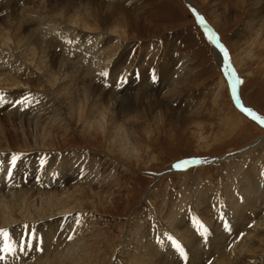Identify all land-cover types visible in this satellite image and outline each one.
<instances>
[{"label": "bare ground", "instance_id": "1", "mask_svg": "<svg viewBox=\"0 0 264 264\" xmlns=\"http://www.w3.org/2000/svg\"><path fill=\"white\" fill-rule=\"evenodd\" d=\"M93 1L0 0V109L11 107L6 116L0 115V157L5 159L0 162V256L12 257L5 259L8 264H264V168L255 172L248 169L238 177L235 186L225 191L222 203L212 207L211 199L215 198L212 186L200 185L195 190L192 205L186 206V193L180 205H173L166 216H163L164 205L160 212L165 218L159 219L160 225L150 231L145 229L143 218L135 215L134 221L132 218L127 222L125 232L120 227V232L117 229L100 233L91 212L86 211L88 206L83 198L92 185L86 184L85 190L68 186L60 192L59 187L67 181L65 174L56 176L49 163L39 167L37 161L43 158L46 161L49 147L54 146V136L47 132L44 124L49 116L56 119L53 125L57 131L68 130L63 123L65 120L71 126L73 122L82 121L84 130L100 129L109 135L110 141H118L119 152L125 158L140 156V138L133 130L135 121L123 118L121 113L125 105L122 101L130 103V96L122 99L119 95L123 89L134 91L139 87L134 95L136 103L125 108L136 112L134 117L139 118L143 112V107L139 106H144L145 110L149 99L145 98L146 92L140 91L148 88L139 86L140 82L132 84L133 75L127 72L128 67H121L127 50L124 47L116 50L119 43L109 37L111 34L127 37L128 30L121 27L120 20L106 30L102 28L98 23L101 16L94 14L89 5ZM262 1H252L250 23L246 22L243 27L251 34L256 28L253 34L257 37L261 32L254 21ZM207 28L212 32L209 26ZM215 43L222 68L229 77L231 73L238 75V68L224 48V42ZM254 44L255 39L248 42L240 53V61L252 59ZM224 64L227 66L223 67ZM80 67L85 70L82 72ZM165 76L162 75V79ZM37 79L45 82L40 90L34 86ZM164 82L157 84L164 86ZM159 88L156 85L150 91H159ZM151 95L154 97L155 93ZM155 97L152 107L160 108L161 100L158 95ZM36 104V111L28 116V110ZM76 105L85 113L84 118L73 117ZM40 113L41 122L37 128L33 119ZM154 117L156 122H161V110H155ZM43 126L45 129L41 130ZM34 149L38 152L27 153ZM54 154L59 159L64 155L63 152ZM65 164L70 170L67 177L73 182L75 178L71 172L78 174L79 171L71 161L62 165ZM237 170L235 174L239 173ZM37 186L41 191L35 197L33 189ZM97 196L105 200L102 193ZM91 203L93 209L98 210L95 200ZM191 206L195 215L187 213ZM25 227L28 231L22 232ZM36 229L44 234L42 242H38L39 248L31 241ZM51 234L52 237L47 238ZM45 243L48 245L43 249ZM176 243L181 245L183 252Z\"/></svg>", "mask_w": 264, "mask_h": 264}, {"label": "rangeland", "instance_id": "2", "mask_svg": "<svg viewBox=\"0 0 264 264\" xmlns=\"http://www.w3.org/2000/svg\"><path fill=\"white\" fill-rule=\"evenodd\" d=\"M252 1L94 0L89 4L92 12L101 16L102 19L98 23L102 28L106 30L107 26L120 20L121 27L128 30L127 37L118 34H111L109 37L113 42L119 43L116 50L122 47L127 50L121 67L124 69L128 67L127 72L133 75L132 84L140 82L142 85L139 86H146L149 89L140 91L146 92L145 98L149 99L146 101L145 110L144 106L137 104L143 107L139 118L134 117L137 115L136 112L126 111L131 108L128 104H134V101L136 103L134 95L139 87L135 86L134 91L123 89L119 95L122 99L130 96V103L122 101V105H125L121 113L124 115L123 118L135 121L133 130L140 138V156L125 158L119 152L118 141H110L109 135H105L100 129L84 130L82 121L78 124L73 122L74 126H71L65 120L63 123L67 125L69 131H57L56 125H53L56 119L49 116L44 124L47 132L54 136V146L49 147L51 149H48L46 161L43 158L37 163L39 167L49 163L56 176L64 173L67 181H70L67 177L70 170L66 164H62L68 160L73 163V167H76L79 173L71 172L74 181L63 182L65 185L58 190L62 192L68 186L83 187L85 190V186L92 185V189H88L83 198L88 206L86 211L91 212V218L96 221L98 232L110 233L111 230L117 229L120 232V227H123L125 232L127 222L132 218L134 221L135 215L143 218L145 229L150 231L156 228L161 221L159 219L165 218L162 217L160 209L165 205L163 216H166L173 205L177 207L180 205L183 193L187 194V197H184L187 199L186 206L192 205L195 190L200 185L205 187L210 185L211 193L215 197L211 199L212 207L222 203L225 191L235 186L238 177L243 176L248 169L255 172L264 168V126L246 116L233 103L229 86L230 77L222 68L220 58L218 61L215 46L197 26V20L187 7L188 4L200 9L212 30L208 34L216 33V36H211L224 42L223 46L232 56L231 60L237 66V73L242 81L241 100L246 106H252L264 116V0L254 21L261 32L258 37L253 34L256 28L252 34L243 30L246 22H249ZM202 22L204 23L203 20ZM251 39H255L253 57L240 61V53ZM106 42L105 45H111L108 44L110 40ZM61 47L64 48L63 44ZM86 62L89 63V59ZM79 69L82 72L85 70L82 67ZM162 75H166L165 79H162ZM163 81L165 85L161 86L160 83ZM44 84L41 79H37L34 86L40 90V86L45 87ZM156 85L160 87L159 91H150ZM151 92L155 93L154 97L158 95L161 100L160 108L152 107L154 97ZM37 105L28 110V116L33 115ZM158 109L161 110V117L158 118L162 120L161 122H156L154 117V111ZM9 110L10 106L3 107L0 109V115L6 116ZM138 110L141 111V108ZM73 114L74 118L85 117L79 105L75 106ZM40 116L41 113L34 115L33 123L37 128L40 126L41 120L38 119ZM44 127L41 130H44ZM8 135L11 138L12 131ZM138 137L136 136L137 139ZM52 149L54 151H49ZM27 151L28 154L38 152L37 149ZM58 152L64 153L60 159L54 154ZM20 156L18 153L17 157ZM212 157H216L217 160L200 164L202 160ZM183 160L188 161L184 165V170L168 171L172 166L176 167V162ZM3 161L5 159L0 157V162ZM236 170L239 171L238 174H235ZM90 178L93 180L90 181ZM261 183L263 185V181ZM39 188L40 186H37L33 189L35 197L41 191ZM98 193H102L105 200H101L97 196ZM163 199L166 202H163ZM94 200L98 210L91 206V201ZM190 210L187 211L189 215L196 214L193 206ZM23 229L22 232L28 231L26 227ZM34 231V236L40 232L37 229ZM48 232L51 231L48 229ZM55 234L66 235L63 232ZM51 237L52 234L47 238ZM33 242L36 243L35 247L39 248L38 242L35 240ZM47 245L48 243H45L43 249ZM0 257L2 264H8L6 260L12 258L9 255Z\"/></svg>", "mask_w": 264, "mask_h": 264}, {"label": "snow or ice", "instance_id": "3", "mask_svg": "<svg viewBox=\"0 0 264 264\" xmlns=\"http://www.w3.org/2000/svg\"><path fill=\"white\" fill-rule=\"evenodd\" d=\"M221 47H223V46H221ZM225 55L227 56V52H226V50H225ZM102 75H107V73H102ZM153 79H155V76H153ZM239 82L242 83V81H239ZM233 91H235V89H233ZM237 100H239V97H238V96H237ZM241 108H242V110H243L244 112L248 113L249 115H253V116H255V114L253 113V111H252L250 108L244 107L242 104H241ZM260 123H261V124H264V119H260ZM14 159H15V158H14ZM182 163L186 164V163H188V162H187V161H184V162H182ZM179 166H180V165H177V167H179ZM201 228H203V231H204L205 233H207V229L204 228L203 225H201ZM29 236H31V233H29ZM69 239H71V237H69ZM170 239H171V237H170ZM176 247H177L178 249H180L181 252H183V249L181 248V245H180L179 243H176ZM0 259H2V257H0Z\"/></svg>", "mask_w": 264, "mask_h": 264}, {"label": "water", "instance_id": "4", "mask_svg": "<svg viewBox=\"0 0 264 264\" xmlns=\"http://www.w3.org/2000/svg\"><path fill=\"white\" fill-rule=\"evenodd\" d=\"M232 78H233V74H232V76L230 75V79H229V84H231V86L234 85V80H233L234 78H233V79H232ZM238 85H239V84H237V88H236V89H238ZM232 88H233V87H232ZM235 93H236V91H235ZM235 96H236V99H237V95H236V94H235ZM238 106H239L240 109H242V108H241V104H239ZM247 114H248V113H247ZM250 116L253 117V118H255L256 120H258V121L260 122V118H259V117H257V116H253V115H250ZM262 125H264V124H262Z\"/></svg>", "mask_w": 264, "mask_h": 264}]
</instances>
